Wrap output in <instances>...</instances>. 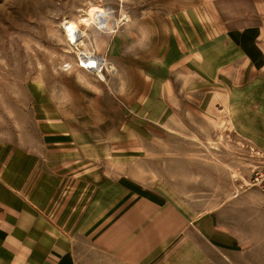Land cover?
Returning <instances> with one entry per match:
<instances>
[{
    "label": "rangeland",
    "instance_id": "obj_1",
    "mask_svg": "<svg viewBox=\"0 0 264 264\" xmlns=\"http://www.w3.org/2000/svg\"><path fill=\"white\" fill-rule=\"evenodd\" d=\"M195 2L0 0V196L32 185L42 204L52 196V226L36 233L23 230L29 208L0 206V264L187 263L174 226L236 193L264 192V113L225 82L211 93L204 58L194 70L182 48L202 35L182 23ZM130 181L124 197L116 186ZM140 196L148 208L132 222L133 242L99 248L101 224L117 219L104 213Z\"/></svg>",
    "mask_w": 264,
    "mask_h": 264
},
{
    "label": "crops",
    "instance_id": "obj_2",
    "mask_svg": "<svg viewBox=\"0 0 264 264\" xmlns=\"http://www.w3.org/2000/svg\"><path fill=\"white\" fill-rule=\"evenodd\" d=\"M194 7L193 17L182 22L195 23L201 27L202 33L200 37H192L191 41L182 44V48L188 47L189 66L201 71L199 63L204 58V71L210 80L211 93L218 92L225 82V89L228 91L229 87L234 90L232 92H236L237 100L253 104L254 113H264V0H196ZM222 88L221 93L224 92ZM218 101L234 102L228 98L225 101L223 96ZM130 184L132 181L116 187L123 190L125 197L132 193ZM36 189L32 185L8 193V200H15L10 204L14 209L21 206L30 209L28 215L31 220H28V226L23 230H34L35 233L42 224L46 231L47 222L50 223L46 216L50 214L48 208L49 203H52L51 196L42 204V200L34 193L38 192ZM124 197L115 200L104 213L107 215L114 210V217L117 219L110 220L109 225L101 224L104 227L103 236L100 234L94 240L99 248L103 245L104 249L113 251L109 243L104 241L112 237V241H121L122 249L134 240L129 235L133 232L132 222L146 214L148 206L143 201H147L148 197L140 196L135 201L130 200L128 204ZM8 200L0 196V206L7 207ZM177 214L179 212L175 210L174 216ZM101 225L98 220V233ZM148 228L149 224H146L136 238L140 237V241L146 239L141 234L150 232ZM181 228L182 226H174L173 247L179 251L187 248L188 256L187 263L181 262L183 258L179 256V264H264V192L259 189L250 188L236 193L223 202L216 212L192 218L186 227ZM158 231L152 229V233ZM152 237L157 239V235ZM139 245L137 250L140 256L137 259L144 260L148 258L145 254L147 255L149 248L145 247L147 249L143 250L142 242ZM119 252L124 256H131V251Z\"/></svg>",
    "mask_w": 264,
    "mask_h": 264
},
{
    "label": "bare ground",
    "instance_id": "obj_3",
    "mask_svg": "<svg viewBox=\"0 0 264 264\" xmlns=\"http://www.w3.org/2000/svg\"><path fill=\"white\" fill-rule=\"evenodd\" d=\"M68 24V23H67ZM67 31H70V32H72L73 30H74V27H73V25L72 24H69L68 26H67ZM73 39V41L74 42H76V41H78V37L77 36H75V37H72ZM86 58H87V56L85 55L84 56V60H83V62L85 63V64H87L88 65V61L86 60Z\"/></svg>",
    "mask_w": 264,
    "mask_h": 264
}]
</instances>
